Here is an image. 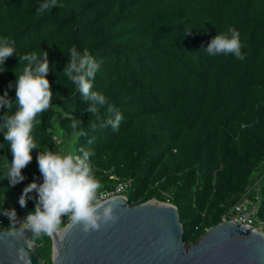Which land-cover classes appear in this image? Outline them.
I'll use <instances>...</instances> for the list:
<instances>
[{
  "label": "trees",
  "instance_id": "1",
  "mask_svg": "<svg viewBox=\"0 0 264 264\" xmlns=\"http://www.w3.org/2000/svg\"><path fill=\"white\" fill-rule=\"evenodd\" d=\"M44 2L0 0V39L14 41L16 51L0 71V95L7 91L15 101L16 71L26 65L19 55L44 50L56 94L33 129L41 148L33 149L16 185L4 177L13 154L0 131V215L34 210L38 194L24 189L43 182L37 157L42 148L55 149V134L60 147L72 143L73 152H94L99 192L130 180L129 205L150 199L173 204L186 244L255 188L257 220L264 224V0H57L55 8L38 14ZM229 27L240 33L244 60L201 49ZM73 46L87 49L100 64L93 90L122 113L118 131L100 126L64 76ZM5 111L0 109V122ZM100 115L106 119V110ZM77 118L87 136L75 140L70 122ZM53 120L59 133L47 131ZM34 241L44 264H52V239Z\"/></svg>",
  "mask_w": 264,
  "mask_h": 264
},
{
  "label": "clouds",
  "instance_id": "2",
  "mask_svg": "<svg viewBox=\"0 0 264 264\" xmlns=\"http://www.w3.org/2000/svg\"><path fill=\"white\" fill-rule=\"evenodd\" d=\"M57 6V0H45L37 12L43 14L46 10H51ZM14 41L8 38L0 39V71H4L5 61L16 53ZM51 45V44H50ZM244 44L240 39V33L235 28L229 27L226 31H218L207 47L203 46L210 56L223 54L232 55L239 60H244L242 51ZM70 56L66 63L63 74L76 89L80 92L85 101H88V110L97 120H102L101 127L111 126L115 131L119 130L124 117L122 113L112 104L108 103L104 94L93 90V81L100 68V64L95 58L84 49L83 52L77 50L75 46L70 49ZM48 52L43 51L38 54L33 51L30 54L19 55V64L26 62L22 72L17 74L15 81L16 99L13 101L8 92L0 95V109H5L0 131L4 133V140L10 145L13 159L6 165L4 177L8 178L12 185L21 182L25 177L22 169L33 159L32 151L41 148L34 139L33 129L40 124L42 115L52 108V101L56 95L51 87L48 78L50 63ZM12 85L10 84L9 87ZM13 103L16 109L13 112ZM105 109L107 118L102 119L100 110ZM11 113V114H10ZM80 118L71 119L70 127L72 137L78 140L87 136V132L80 127ZM47 131L49 133H59V124L53 120ZM91 128L95 130L97 123L93 121ZM55 149L42 148L38 154L37 163L43 182L32 181L24 189V193L35 191L38 196L34 210L25 218L21 226V233L24 229H31L33 235L30 241L47 236L55 239L64 238L62 225H81L85 233L98 231L109 222L115 223L119 218L116 212L119 206V198L111 197L107 200L100 198L99 190L103 187L96 176V168L92 161L94 152L87 148H79L73 152L67 148L60 147L53 134ZM89 144L92 140L88 141ZM21 206L26 205L24 196L20 199ZM10 220L0 227L10 230L17 227L13 220L17 218L15 209L4 210ZM67 217V222L63 217ZM229 221V220H227ZM223 222V221H221ZM33 243H29L31 249ZM17 258L23 264H31L28 253L24 247L17 250Z\"/></svg>",
  "mask_w": 264,
  "mask_h": 264
},
{
  "label": "water",
  "instance_id": "3",
  "mask_svg": "<svg viewBox=\"0 0 264 264\" xmlns=\"http://www.w3.org/2000/svg\"><path fill=\"white\" fill-rule=\"evenodd\" d=\"M115 197V223L89 233L65 224L64 238H51L52 264H264V232L223 221L186 244L173 204L150 199L129 205L126 197ZM22 227H0V264H23L17 258L20 247L31 264H44L37 242L29 240L32 230L21 233Z\"/></svg>",
  "mask_w": 264,
  "mask_h": 264
},
{
  "label": "built area",
  "instance_id": "4",
  "mask_svg": "<svg viewBox=\"0 0 264 264\" xmlns=\"http://www.w3.org/2000/svg\"><path fill=\"white\" fill-rule=\"evenodd\" d=\"M130 186V180H119L112 189L100 191V198L102 200H107L113 196H124ZM255 194L249 195L247 192L240 196V198L225 212L222 216L221 221H232L245 228H250L253 230H259L264 232V224L257 220L258 214V203L259 195L258 188H255ZM29 213L17 214V218L13 220V224L16 226H21L24 222V218ZM10 218L5 215H0V225H3Z\"/></svg>",
  "mask_w": 264,
  "mask_h": 264
},
{
  "label": "rangeland",
  "instance_id": "5",
  "mask_svg": "<svg viewBox=\"0 0 264 264\" xmlns=\"http://www.w3.org/2000/svg\"><path fill=\"white\" fill-rule=\"evenodd\" d=\"M69 150H71V151L73 150L72 143H70Z\"/></svg>",
  "mask_w": 264,
  "mask_h": 264
}]
</instances>
